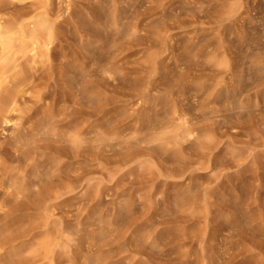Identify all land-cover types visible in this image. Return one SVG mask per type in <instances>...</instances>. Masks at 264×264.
<instances>
[{
	"label": "rangeland",
	"instance_id": "1",
	"mask_svg": "<svg viewBox=\"0 0 264 264\" xmlns=\"http://www.w3.org/2000/svg\"><path fill=\"white\" fill-rule=\"evenodd\" d=\"M0 264H264V0H0Z\"/></svg>",
	"mask_w": 264,
	"mask_h": 264
},
{
	"label": "bare ground",
	"instance_id": "2",
	"mask_svg": "<svg viewBox=\"0 0 264 264\" xmlns=\"http://www.w3.org/2000/svg\"><path fill=\"white\" fill-rule=\"evenodd\" d=\"M39 25L42 26V27H44V28H46V29H48V31H49V35H50V40H52V38H53V31L51 30V28H50V26L48 25L47 21H41V22L39 23Z\"/></svg>",
	"mask_w": 264,
	"mask_h": 264
}]
</instances>
